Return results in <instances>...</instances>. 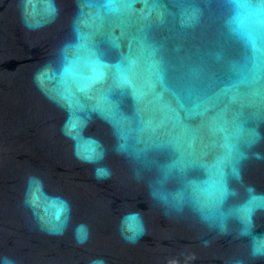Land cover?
I'll return each instance as SVG.
<instances>
[{
	"label": "water",
	"instance_id": "water-1",
	"mask_svg": "<svg viewBox=\"0 0 264 264\" xmlns=\"http://www.w3.org/2000/svg\"><path fill=\"white\" fill-rule=\"evenodd\" d=\"M46 2L0 0V264H264V24L238 35L233 0Z\"/></svg>",
	"mask_w": 264,
	"mask_h": 264
},
{
	"label": "clouds",
	"instance_id": "clouds-1",
	"mask_svg": "<svg viewBox=\"0 0 264 264\" xmlns=\"http://www.w3.org/2000/svg\"><path fill=\"white\" fill-rule=\"evenodd\" d=\"M32 0H29V3H31ZM114 2V0H108L109 5H111ZM233 3L235 5V11L233 16L229 20V24L232 27L233 31H235L238 35H240L242 38L251 40V34L248 31L249 25L253 20V17H255V22L259 24H264V4H261L260 6L253 7L251 5V0H233ZM35 10L33 9V12ZM44 11L49 14V15H54L56 13V8L51 2V0H47ZM25 25L29 28H32L34 26H39L33 25L25 21ZM79 37V32L77 33ZM67 47H82L80 44L76 45H68ZM71 63V62H70ZM94 64L98 65L99 61H94ZM65 74L71 73L72 69L70 66H65L63 69ZM102 76V73H101ZM35 81L39 84L41 80L40 73L38 72L36 76L34 77ZM71 117L69 118V121H66L65 127L62 128V132L65 133V135L68 134L66 129L68 127L71 128L73 132H76V129L78 128V122H71ZM76 135H79L78 132H76ZM75 136H72V139L76 138ZM92 144V141H87L85 145L82 146L83 150V155L81 150H77L75 152V155L77 156L78 159H81L85 163H94L98 159H103V153H96L94 148H91L90 145ZM112 175L111 171L107 169L106 167H99L95 169V178L99 180H104L109 178ZM28 184L29 188H32L33 185H35L37 188L41 186V181L35 177V176H29L28 178ZM224 192H227V189H224ZM35 195L33 193L32 201H29L28 199L25 200V203H30L34 202ZM253 199H261V197H253ZM56 201H58V208H57V213H56V219L57 221L60 222L61 228L58 229L54 234L62 235L63 234V229H66L68 222L70 221V211H71V206L70 204L62 200L60 198H55ZM247 212V219L248 222L251 223V214H252V209L251 208H246L245 209ZM61 217L63 219L61 220ZM125 230L127 232H130L131 235H125ZM144 224L142 217L139 212H130L125 214V216L121 219V235L122 237L129 243H136L137 237L139 235H142L144 233ZM242 234H247V233H242ZM89 237V229L87 225L81 223L78 224L75 228V239L76 243L78 245H83L87 242ZM264 255V251H261L260 247H253V256H261ZM3 264H15V262L8 258L4 257L3 258ZM90 264H106V262L103 259H93L90 261Z\"/></svg>",
	"mask_w": 264,
	"mask_h": 264
}]
</instances>
